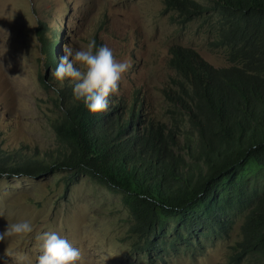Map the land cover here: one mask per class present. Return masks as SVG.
Here are the masks:
<instances>
[{"label":"trees","instance_id":"trees-1","mask_svg":"<svg viewBox=\"0 0 264 264\" xmlns=\"http://www.w3.org/2000/svg\"><path fill=\"white\" fill-rule=\"evenodd\" d=\"M204 1L171 6L186 20L201 8L215 13L210 44L223 50L226 65L172 47L169 65L180 80L166 95L168 126L140 117L136 99L121 112L108 98L97 115L69 99L52 122L58 151L42 160L0 149V177L62 169L87 176L120 194L127 233L147 254L203 230L226 235L239 215V238L224 264H264V0ZM35 35L54 70L59 33L38 21Z\"/></svg>","mask_w":264,"mask_h":264},{"label":"rangeland","instance_id":"rangeland-1","mask_svg":"<svg viewBox=\"0 0 264 264\" xmlns=\"http://www.w3.org/2000/svg\"><path fill=\"white\" fill-rule=\"evenodd\" d=\"M191 1L206 6L204 0ZM171 2L0 0V149H23L42 160L53 155L59 148L52 122L64 103L76 100L73 83L57 82L45 65L35 35L38 21L61 37L57 65L65 45L81 50L91 40L111 48L117 60L130 62L118 93L109 99L120 103L121 112L136 99L132 107L140 117L151 115L168 126L166 95L180 80L169 65L172 47L191 48L213 66L226 65L223 50L210 44L215 13L201 8L186 20ZM25 220L34 231L0 241V264H36L44 232H55L80 249V264H224L229 246L239 238L241 216H235L226 235L203 230L147 254L127 233L131 218L120 194L62 169L37 178L0 177V234Z\"/></svg>","mask_w":264,"mask_h":264},{"label":"clouds","instance_id":"clouds-1","mask_svg":"<svg viewBox=\"0 0 264 264\" xmlns=\"http://www.w3.org/2000/svg\"><path fill=\"white\" fill-rule=\"evenodd\" d=\"M64 55L52 75L57 82L70 80L73 83V95L83 101L92 115L108 110V98L117 94L124 74L131 67L130 62L119 61L113 50L107 46L97 47L95 40L88 42L81 50L65 45ZM34 231L31 221L11 224L0 234V241L8 236H26ZM41 254L36 264H80L83 254L66 238L55 232H44L39 236Z\"/></svg>","mask_w":264,"mask_h":264}]
</instances>
